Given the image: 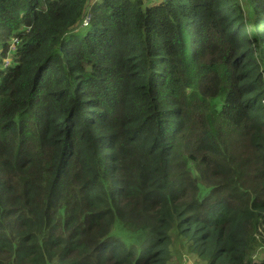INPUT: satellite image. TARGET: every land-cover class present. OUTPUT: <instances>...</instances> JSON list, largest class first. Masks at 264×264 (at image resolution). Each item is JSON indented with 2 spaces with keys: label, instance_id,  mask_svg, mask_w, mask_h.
<instances>
[{
  "label": "trees",
  "instance_id": "16d2710c",
  "mask_svg": "<svg viewBox=\"0 0 264 264\" xmlns=\"http://www.w3.org/2000/svg\"><path fill=\"white\" fill-rule=\"evenodd\" d=\"M177 246L264 264V0H0V264Z\"/></svg>",
  "mask_w": 264,
  "mask_h": 264
},
{
  "label": "rangeland",
  "instance_id": "374dc122",
  "mask_svg": "<svg viewBox=\"0 0 264 264\" xmlns=\"http://www.w3.org/2000/svg\"><path fill=\"white\" fill-rule=\"evenodd\" d=\"M98 0H95V2ZM246 10V9H245ZM82 28H85V25L83 24ZM84 30V29H83ZM13 42H11L10 48L14 50V47L17 46L18 39L13 37ZM9 61V60H7ZM9 63V62H7ZM177 251H181V254L177 255V260H175L176 262L174 264H204L203 262L197 260L193 255L190 256H185L183 258V252L184 250L180 247L177 246Z\"/></svg>",
  "mask_w": 264,
  "mask_h": 264
},
{
  "label": "built area",
  "instance_id": "2783aa9c",
  "mask_svg": "<svg viewBox=\"0 0 264 264\" xmlns=\"http://www.w3.org/2000/svg\"><path fill=\"white\" fill-rule=\"evenodd\" d=\"M151 1H159V0H151ZM88 23H89V17L85 18L83 24H84L85 26H88Z\"/></svg>",
  "mask_w": 264,
  "mask_h": 264
}]
</instances>
